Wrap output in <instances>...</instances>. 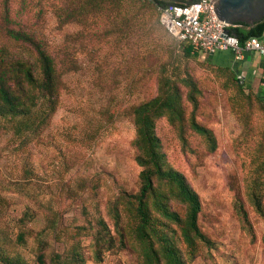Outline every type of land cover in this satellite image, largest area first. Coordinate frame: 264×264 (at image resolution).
I'll list each match as a JSON object with an SVG mask.
<instances>
[{
    "label": "rangeland",
    "instance_id": "374dc122",
    "mask_svg": "<svg viewBox=\"0 0 264 264\" xmlns=\"http://www.w3.org/2000/svg\"><path fill=\"white\" fill-rule=\"evenodd\" d=\"M8 1L10 22L0 0V26L22 27L48 44L62 61V82L56 113L25 146L0 118V263L152 264L129 202L142 171L133 110L157 95L164 72L196 80L197 119L217 142L210 152L187 121L183 146L179 126L156 122L168 163L199 195L198 224L209 241L191 256L179 228L166 227L172 249L183 264H264V92L240 91L203 52L187 56L150 8L85 9L63 23L58 10L66 12L69 2ZM31 49L0 34V51L9 56ZM179 87L188 116V89ZM167 204L186 215L173 195ZM161 248L154 246L155 264H167Z\"/></svg>",
    "mask_w": 264,
    "mask_h": 264
},
{
    "label": "trees",
    "instance_id": "16d2710c",
    "mask_svg": "<svg viewBox=\"0 0 264 264\" xmlns=\"http://www.w3.org/2000/svg\"><path fill=\"white\" fill-rule=\"evenodd\" d=\"M63 1L69 2L66 12L62 8L58 10L63 23L73 21L78 13L85 9L99 13L123 9L128 11L129 7H132L141 13L142 10L150 8L158 13V24L168 35H170L168 31L160 24L159 8L189 4L184 0ZM77 3H80V6L73 7ZM4 5L6 12L2 17L9 23V1L5 0ZM229 31L231 35L239 39L242 45L251 38L264 39V20L254 26L239 23L231 26ZM0 34L6 39L26 42L32 46L28 56L21 54L9 56L0 51V118L11 123L14 135L21 140V146H25L31 139L30 135L41 133L57 111L62 82V61L48 44L22 27L11 29L0 26ZM179 43L186 45L184 51L187 56H198L201 52L188 42ZM171 64L174 66L175 62ZM210 64L220 71L231 74L240 91H252L247 88L245 82L241 83L238 80V73L233 69ZM165 67V63L161 62L160 69ZM179 84L188 89L186 101L192 107L188 116L185 112ZM201 94L198 83L190 74L184 78H176L173 74L165 75L162 72L157 80V95L139 104L133 110L136 128L134 145L138 152L136 161L142 167V171L140 190L136 195L131 196L129 202L136 207L134 215L138 220V225L135 231L138 239L149 246L152 264H155L154 260L157 256V251L154 249L156 243L162 246L161 251L167 264H183L169 243L166 227L177 226L179 228L183 242L191 256L197 253L199 242L209 243L198 224L202 211L199 195L190 187L184 175L168 163L155 130L156 122L166 118L171 125L181 128L180 136L185 146L182 130L188 121L190 129L205 138L208 150L215 152L217 142L214 133L201 125L197 119ZM170 195L186 205V215L183 218L173 212L167 204ZM19 237L22 238L20 235ZM3 264H16V261L8 258V261Z\"/></svg>",
    "mask_w": 264,
    "mask_h": 264
},
{
    "label": "built area",
    "instance_id": "2783aa9c",
    "mask_svg": "<svg viewBox=\"0 0 264 264\" xmlns=\"http://www.w3.org/2000/svg\"><path fill=\"white\" fill-rule=\"evenodd\" d=\"M160 24L179 42H188L201 52L215 55L231 51L238 61L246 52H254L264 58V39L251 38L244 45L233 35H226L231 26L218 20L211 0H197L185 5L159 8ZM238 80L244 83L243 75ZM260 87L264 92V74Z\"/></svg>",
    "mask_w": 264,
    "mask_h": 264
},
{
    "label": "water",
    "instance_id": "95a60500",
    "mask_svg": "<svg viewBox=\"0 0 264 264\" xmlns=\"http://www.w3.org/2000/svg\"><path fill=\"white\" fill-rule=\"evenodd\" d=\"M193 3L196 0H184ZM218 20L229 26L243 23L249 26L264 20V0H211ZM226 35L230 31L226 30Z\"/></svg>",
    "mask_w": 264,
    "mask_h": 264
},
{
    "label": "crops",
    "instance_id": "0c3cea01",
    "mask_svg": "<svg viewBox=\"0 0 264 264\" xmlns=\"http://www.w3.org/2000/svg\"><path fill=\"white\" fill-rule=\"evenodd\" d=\"M207 60L217 66L228 67L243 75L246 86L255 92H263L260 83L264 74V58L254 52H246L244 59L238 61L231 51L205 54Z\"/></svg>",
    "mask_w": 264,
    "mask_h": 264
}]
</instances>
